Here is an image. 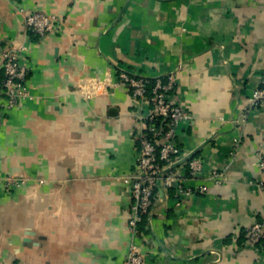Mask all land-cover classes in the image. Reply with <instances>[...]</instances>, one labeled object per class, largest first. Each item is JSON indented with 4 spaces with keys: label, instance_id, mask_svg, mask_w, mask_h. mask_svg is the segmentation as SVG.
<instances>
[{
    "label": "crops",
    "instance_id": "1",
    "mask_svg": "<svg viewBox=\"0 0 264 264\" xmlns=\"http://www.w3.org/2000/svg\"><path fill=\"white\" fill-rule=\"evenodd\" d=\"M54 15L44 36L25 13ZM24 46L29 97L3 114L0 264H264L246 228L264 220L254 152L264 112V0H0V53ZM1 65V57H0ZM174 74L188 119L174 141L225 172L175 206L159 192L133 236L127 225L145 112L118 71ZM171 193V192H170Z\"/></svg>",
    "mask_w": 264,
    "mask_h": 264
},
{
    "label": "built area",
    "instance_id": "2",
    "mask_svg": "<svg viewBox=\"0 0 264 264\" xmlns=\"http://www.w3.org/2000/svg\"><path fill=\"white\" fill-rule=\"evenodd\" d=\"M24 21L26 27L39 36L46 35L56 26L54 15L39 10L26 12ZM24 52L21 45L0 53V125L5 111L29 97ZM117 76L131 97L146 109L137 115L143 122V130L138 136L136 172L123 177L131 193L127 225L130 233L137 236L139 223L151 213L159 192L179 206L193 196L208 194L207 182L221 185L226 177L225 172L217 168L212 167L206 172L203 158L187 156L175 143L178 125L187 120L188 115L174 74L150 78L120 70ZM249 102L264 112V78L252 88ZM254 155L260 177L251 183L258 190H264V138L259 141ZM23 183L24 178L0 175V187L5 190L20 187ZM246 234L248 242L264 252V220H255L246 228ZM145 261L144 252L131 243L124 264H144Z\"/></svg>",
    "mask_w": 264,
    "mask_h": 264
}]
</instances>
